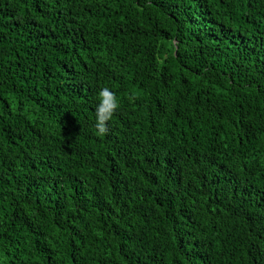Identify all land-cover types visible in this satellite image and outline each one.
Instances as JSON below:
<instances>
[{
    "label": "trees",
    "instance_id": "1",
    "mask_svg": "<svg viewBox=\"0 0 264 264\" xmlns=\"http://www.w3.org/2000/svg\"><path fill=\"white\" fill-rule=\"evenodd\" d=\"M0 264H264V0H0Z\"/></svg>",
    "mask_w": 264,
    "mask_h": 264
},
{
    "label": "clouds",
    "instance_id": "2",
    "mask_svg": "<svg viewBox=\"0 0 264 264\" xmlns=\"http://www.w3.org/2000/svg\"><path fill=\"white\" fill-rule=\"evenodd\" d=\"M98 102L95 107L94 127L97 135H104L107 131V123L119 107L118 98L109 87L99 89Z\"/></svg>",
    "mask_w": 264,
    "mask_h": 264
}]
</instances>
